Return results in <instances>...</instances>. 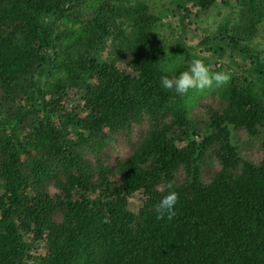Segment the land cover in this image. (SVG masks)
I'll return each instance as SVG.
<instances>
[{
	"label": "trees",
	"instance_id": "1",
	"mask_svg": "<svg viewBox=\"0 0 264 264\" xmlns=\"http://www.w3.org/2000/svg\"><path fill=\"white\" fill-rule=\"evenodd\" d=\"M221 1L237 21L188 42L215 0H170V35L143 1L0 0V264L31 242L38 264H264V150L230 139L264 134V55L245 44L264 0ZM210 52L231 67L209 97L161 88Z\"/></svg>",
	"mask_w": 264,
	"mask_h": 264
},
{
	"label": "rangeland",
	"instance_id": "2",
	"mask_svg": "<svg viewBox=\"0 0 264 264\" xmlns=\"http://www.w3.org/2000/svg\"><path fill=\"white\" fill-rule=\"evenodd\" d=\"M137 1H143L144 3L148 4L149 12H153L154 15L159 16L161 23L159 25V29L162 34L166 35L168 33L167 35H170L171 31L172 34L175 33L178 27V21L175 17V14L171 11H168L166 13H163L162 11L164 9L169 10L170 0ZM237 15L238 11L231 5H225L221 0H215L213 5L207 11L195 9L194 13L188 17L187 22L189 23V27L188 30L185 31L184 37L188 42H195V37L198 35L207 36L211 33L215 34L217 33V26L219 24L233 18L235 21H237ZM168 40H170L169 37ZM245 44L250 51L264 55V18L260 23L257 24L255 33H253V35L249 39L245 40ZM222 45L224 46V42L222 43ZM204 57L206 61H202L208 66L211 72L216 70H228L229 67H231V61H227V58H225V56L222 54L210 52L203 54V58ZM117 65L120 68L124 67L123 62L121 61H118ZM79 92L81 95L83 94V91L81 89H79ZM209 94L210 93L208 89H203L197 91L194 97L206 99V97H209ZM201 101H203L204 103L208 102L206 100ZM199 102L200 101L194 103L192 106H189L188 109L190 110L192 107V110L196 109ZM194 118H197V116H195ZM230 136L233 145L245 158L252 159L256 157L262 150H264V134L255 137V139H248L241 131L231 130ZM212 167L213 165H211L210 168ZM207 168L209 167L207 166L204 169L207 170ZM136 204V199H133L130 208L133 209ZM30 246V250L36 249L37 255L41 254L42 249L36 242H31ZM37 255L35 256L34 254H32V251H28L21 258L20 262L21 264H38L36 261Z\"/></svg>",
	"mask_w": 264,
	"mask_h": 264
},
{
	"label": "clouds",
	"instance_id": "3",
	"mask_svg": "<svg viewBox=\"0 0 264 264\" xmlns=\"http://www.w3.org/2000/svg\"><path fill=\"white\" fill-rule=\"evenodd\" d=\"M161 71L170 72L168 65L162 67ZM229 75L223 71L210 72L208 66L201 59H192L185 70L174 75H162L160 86L162 89L171 90L176 94H186L190 90L200 91L212 87H220L227 83ZM177 203L175 191H169L163 195L155 205L157 218L167 216L171 219L174 215V206Z\"/></svg>",
	"mask_w": 264,
	"mask_h": 264
}]
</instances>
